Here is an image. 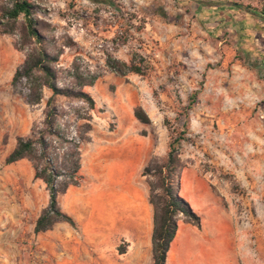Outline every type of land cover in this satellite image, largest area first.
Segmentation results:
<instances>
[{"label":"rangeland","instance_id":"1","mask_svg":"<svg viewBox=\"0 0 264 264\" xmlns=\"http://www.w3.org/2000/svg\"><path fill=\"white\" fill-rule=\"evenodd\" d=\"M34 1L45 10L39 17L50 24V36L59 47L66 46L57 65L58 86L70 85L64 72L75 60L85 70L101 72L92 87L84 88L95 108L91 112L92 143L80 149L82 180L58 196L65 213L74 200L75 208L89 205L85 207L87 220L75 228L56 224L50 232L34 234L48 192L33 178L28 161L7 165L5 158L9 140L21 133L29 136L33 126L43 128L51 92L44 89L42 102L34 107L13 92L11 78L25 53L15 50V36L0 34V264H75L77 250L83 264H108L111 253L125 251V243L115 247L109 238L101 247L94 246L92 219L99 216V209L106 224L110 222L104 216V186L108 183L104 177L99 182L86 161L91 148H113L111 137L128 139L142 132L152 147L151 158L165 159L171 138L180 139L176 145L183 165L179 195L188 198L206 229L195 232V239L182 233L173 248V264H219L214 256L220 215L232 230L229 239L236 246L243 245L245 257L238 262L264 264V73L256 78L252 71L235 66L240 50L235 48L232 32L239 18L199 14L218 1L264 12V0ZM260 20L244 28L264 31V19ZM133 53L149 61L151 70L145 76L120 77L106 68V56L128 63ZM54 104L58 123L74 136L77 124L72 108L81 104L59 96ZM136 107L146 113L149 125L134 118ZM108 163L102 157L96 164L104 170ZM195 176L206 182L205 193L192 189ZM136 178V187L145 193V179ZM151 234L143 233L142 243L131 251L139 264L152 262ZM74 238L82 246L71 245Z\"/></svg>","mask_w":264,"mask_h":264},{"label":"trees","instance_id":"2","mask_svg":"<svg viewBox=\"0 0 264 264\" xmlns=\"http://www.w3.org/2000/svg\"><path fill=\"white\" fill-rule=\"evenodd\" d=\"M228 5L264 17L263 11L259 12L249 5ZM44 11L34 0H0V34L15 36V50L25 53L22 64L11 78L13 92L20 95L30 107L40 105L44 89L51 92L46 101L43 128L33 126L29 136L16 137L13 150L5 158L7 165L20 160L28 161L33 169V178L41 181L48 192V203L35 221L34 234L51 231L59 223L76 227L75 221L61 210L58 196L65 194L70 187L79 186L82 180L79 173L80 149L82 144L90 142L91 112L95 108L93 98L84 88L92 87L101 77V72L85 70L75 60L64 72L70 85L58 86L57 65L63 47L66 46L59 47L50 36V24L39 17ZM105 66L108 71L120 77L128 74L143 77L151 70L149 61L135 53L128 63L106 56ZM57 96L81 104L72 108V119L77 124L74 136H70L58 123L60 115L54 104V98ZM133 115L143 125L151 123L140 107L134 109ZM141 136H145V132H142ZM179 141L178 138H171L166 158L152 157L141 171V176L148 186V202L153 210L151 264H166L179 222L200 228V217L179 195L183 169L178 154L179 147L176 146ZM59 179L63 180L59 182Z\"/></svg>","mask_w":264,"mask_h":264},{"label":"crops","instance_id":"3","mask_svg":"<svg viewBox=\"0 0 264 264\" xmlns=\"http://www.w3.org/2000/svg\"><path fill=\"white\" fill-rule=\"evenodd\" d=\"M209 3L211 4L212 2ZM206 8L207 9L203 11L199 10V14L205 15L206 18L240 19V21L236 24L237 27H235V30L232 32L236 38L235 48L240 50V60L235 66L242 67L243 70L247 69L249 72L252 71L256 78L262 77V72L264 73V31L253 30L248 27L244 28V26L246 23H250V21L254 22L256 20L255 22H259L261 21L260 19L264 17L259 14L254 15L245 12L240 8L228 5L223 1L212 3ZM2 93L3 90L0 86V95ZM25 135H27V133L17 134V136H15L12 140H9L8 154L15 146V138L18 136L25 137ZM118 140H120V142H116ZM109 141L114 142L113 148L111 145L109 148L100 149L95 147L94 150L91 148V152L89 153L86 161L87 166L91 169L92 174H95L97 180L102 182L103 179L106 178V182L108 183L107 186L105 185L106 187L104 186V205L107 206L104 211V216L110 222L106 224L101 211L102 209H99V216L92 219V223L96 229L94 246H97L98 248L101 247L106 238L113 240V246L115 247L117 243H125L126 250H123L120 254L116 251L111 253V258H109L108 264H139V261L135 260L136 258L130 256V254L132 250L138 248L142 243V240L140 239H142L143 233H152L153 210L148 202V188L145 180L146 192L144 193V191L139 189L141 187H136L137 178L134 179V176H141L142 169L151 158L152 147L149 146L144 137L138 135L128 139L111 137ZM91 143L92 141L88 144ZM101 150L106 153H100ZM102 157H106L109 162L108 166L104 170L96 164ZM21 161L25 160H20L18 162ZM141 178L143 177L141 176ZM193 179L194 182L192 189L198 193H205L207 189L206 182L198 176H195ZM184 199L189 202L187 197H184ZM75 203L77 202L74 200L73 205H70V209L66 213L75 221L76 224H81L83 221L87 220V208L85 207L89 205V202L85 204L82 209L75 208ZM217 218L220 222L218 224L219 238L215 240L216 253L214 257L219 264H240L238 262V258L241 259L242 257H245L244 251L242 250L243 245H234L235 242L228 237L229 232L232 233L228 223L221 215ZM57 225H64V223H59ZM205 230L206 229L201 224V221L199 229L190 224L179 222L176 235L167 254L166 264L174 263L175 256L173 254V248L178 244L182 233L186 232L191 238L195 239L196 233H205ZM74 231L78 232V229ZM133 232L135 233L134 240ZM203 238L204 240H209V236H204ZM73 241L74 242L70 241L71 245L75 247L82 246V241H78L76 238H74ZM63 244L64 247H67L69 242L65 240ZM76 252L77 261L75 264H83V262L78 260L81 254H78V250ZM242 264L244 263L242 262Z\"/></svg>","mask_w":264,"mask_h":264}]
</instances>
